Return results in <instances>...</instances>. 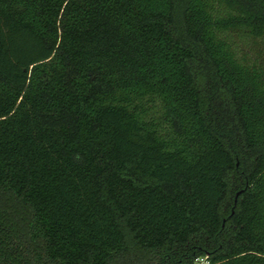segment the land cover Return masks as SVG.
<instances>
[{
  "label": "trees",
  "instance_id": "obj_1",
  "mask_svg": "<svg viewBox=\"0 0 264 264\" xmlns=\"http://www.w3.org/2000/svg\"><path fill=\"white\" fill-rule=\"evenodd\" d=\"M264 264V0H0V264Z\"/></svg>",
  "mask_w": 264,
  "mask_h": 264
},
{
  "label": "built area",
  "instance_id": "obj_2",
  "mask_svg": "<svg viewBox=\"0 0 264 264\" xmlns=\"http://www.w3.org/2000/svg\"><path fill=\"white\" fill-rule=\"evenodd\" d=\"M193 264H209V262L205 258H199Z\"/></svg>",
  "mask_w": 264,
  "mask_h": 264
}]
</instances>
